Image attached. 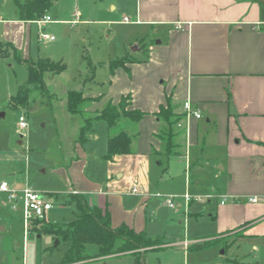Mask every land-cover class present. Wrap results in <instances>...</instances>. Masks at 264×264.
I'll return each mask as SVG.
<instances>
[{
    "label": "crops",
    "instance_id": "0c3cea01",
    "mask_svg": "<svg viewBox=\"0 0 264 264\" xmlns=\"http://www.w3.org/2000/svg\"><path fill=\"white\" fill-rule=\"evenodd\" d=\"M16 8L12 18L0 14V49L11 46L27 58L31 24L39 19L21 20ZM122 11L131 17L123 21L134 27L136 50L146 54H132L134 60L127 67L110 71L106 91L90 94L98 98L83 113L69 112V90H62L61 142L69 134L71 147L64 161L76 156L77 163L87 162L84 145L99 135L93 127L81 145L77 142L80 129L85 118L97 115L108 103L116 104L129 94L131 109L145 114L136 124L123 123L135 135L132 152L107 160L108 136L107 150L99 157L105 163L101 175L96 172L99 178L77 176L68 195L82 194L91 205L109 209L113 226L126 224L159 243L141 249L144 256L168 247L204 252L207 247L190 246L238 231L242 234L237 241L252 244L264 256V0H126ZM11 58L0 56V67ZM63 73L45 74L53 92L54 80ZM187 101L201 113L200 118L188 113ZM161 106H169L181 117L175 130L182 133L173 137L179 145L177 153L163 150L160 134L166 122L157 114ZM4 138L2 129L0 140ZM133 187L139 192H132ZM169 195L174 196L175 207L167 204ZM254 197L259 200L252 201ZM160 204L175 209L163 222L158 218ZM205 222L209 232L198 226ZM178 226L184 229V240L167 236V227ZM26 238L24 228L21 264H26ZM4 250L9 259L0 255V264H18L10 241ZM226 263L250 264L236 256Z\"/></svg>",
    "mask_w": 264,
    "mask_h": 264
},
{
    "label": "rangeland",
    "instance_id": "374dc122",
    "mask_svg": "<svg viewBox=\"0 0 264 264\" xmlns=\"http://www.w3.org/2000/svg\"><path fill=\"white\" fill-rule=\"evenodd\" d=\"M125 2L126 0H56L48 12L54 20L53 23L42 26L37 22L31 24L29 57L23 58L11 46L0 49L5 57H12L0 67V113H4V116H0V131L4 129L7 137L0 140L3 153H0V182L5 179L17 189L33 187L44 193L53 203V208L46 217H34L30 221V231L26 238V264H63L68 242L64 241L61 235L48 231L40 232V225L43 222L65 227L74 221L78 216V209L68 195L69 190L73 188V180L86 174L98 179L96 172L105 165L99 161V157L107 150L109 136L108 124L104 120L94 121L99 139H90L89 143L84 145L88 153L87 162L77 163L76 156L70 159V162L64 161L63 158L71 147L68 146L69 134L61 142L65 121L62 114L60 115V97L62 90H83L85 96L91 98L83 103L82 109L85 110L98 98L89 96L90 94L106 91L105 78L111 71L112 60L125 56L134 59L132 54L137 57L146 54V51L136 50V40L132 39L134 27L123 21L124 16H130L126 11H122V4ZM16 9L15 0H0V14L5 18L14 17ZM40 32L54 36L55 40H44ZM16 57L29 63L46 58L65 63L66 70L63 75L54 80L55 85L57 84L56 92L49 86V92L30 86L27 103L13 106L15 102L9 100L8 87L11 86L12 90L10 96H14L28 79L27 66L24 62L15 60ZM125 109L130 110V105L127 104ZM24 113L28 126L21 129L17 122ZM123 123L119 128L125 127ZM6 150H9L8 154H5ZM19 205H23V202L19 201ZM174 212L175 209L160 204L158 218L163 222ZM207 225L205 222L198 226L207 232ZM24 228L23 211L13 209L7 194L0 191V255L4 260L9 259L8 255L3 253H6L4 248L10 241L14 246L18 264L22 263ZM165 230L169 237H176L177 240L186 238L183 227H167ZM241 234L242 231H238L216 238L214 240L221 243L207 247L204 252L186 253L183 247H168L148 252L144 260L146 264H227V259L236 256L239 260L249 261L250 264H255L256 261L264 264L261 251L254 250L252 244L237 241ZM57 240L59 244L55 246ZM19 243L21 245H18ZM158 245L157 242L153 247ZM87 252L91 256L97 255L98 246L89 244ZM136 252L141 256L144 253L141 249ZM106 263L139 264L137 256L133 254L115 257L106 260ZM78 264L105 263L100 258H94Z\"/></svg>",
    "mask_w": 264,
    "mask_h": 264
},
{
    "label": "trees",
    "instance_id": "16d2710c",
    "mask_svg": "<svg viewBox=\"0 0 264 264\" xmlns=\"http://www.w3.org/2000/svg\"><path fill=\"white\" fill-rule=\"evenodd\" d=\"M55 1L15 0L19 18L24 21L40 19L49 12ZM13 50L16 51L14 47ZM0 56H4L2 50H0ZM18 59L20 60V58ZM133 60L127 56L112 60L110 62L111 71L113 72L119 66L125 67L126 63ZM22 62L27 66L28 79L26 84L20 87L17 94L10 97V100L16 104L14 106L27 103L30 86L49 92L45 80L47 72L59 74L66 70L65 63L54 61L50 58L40 59L36 63ZM90 99V97L85 96L83 90H69L67 94L69 112L73 114L83 113L82 105ZM131 102V95H125L118 104L110 102L97 115L85 118L77 142L84 145L88 141V134L93 131L94 121L104 120L109 128L108 151L105 158L112 160L117 155L131 153L135 135L130 134L124 128H119V125L125 121L136 124L145 114L138 109L126 110L125 106L127 104L131 105ZM157 114L166 122V127L160 134L164 139L163 150L167 154L179 152L177 151L179 145L174 143L173 137L182 133L181 130H175V126L181 119L180 115L174 113L169 106H161ZM70 198L71 202L76 203L78 209L77 218L65 227L60 224H44L42 222L39 229L40 232L48 231L55 235H61L63 240L68 242L69 246L65 253L63 264H78L94 258H100L105 264H108L106 260L127 254L136 255L138 263L145 264L144 255H139L136 250L153 247L157 243L156 241L151 240L143 231L138 232L126 224L113 226L109 209L91 205L82 194L72 193ZM215 243L216 241L213 239L199 241L191 245L190 248L199 250ZM89 244L98 246L99 252L97 255L91 256L88 254L87 246Z\"/></svg>",
    "mask_w": 264,
    "mask_h": 264
},
{
    "label": "built area",
    "instance_id": "2783aa9c",
    "mask_svg": "<svg viewBox=\"0 0 264 264\" xmlns=\"http://www.w3.org/2000/svg\"><path fill=\"white\" fill-rule=\"evenodd\" d=\"M78 15V14H77ZM1 20V17H0ZM124 21L129 22L130 18L128 16L124 17ZM48 22H54L52 17L49 14H45L41 19L38 20L39 24H44ZM74 23L76 21H73ZM41 38L47 41L55 40V37L46 33L40 32L39 33ZM185 109L188 113L194 114L197 118H200L202 115L199 111H194L191 103L189 101L185 102L184 104ZM18 127L21 129H25L28 126L27 119L25 113L19 117L17 122ZM181 125V124H180ZM0 191L7 194V198L12 205L13 209H20L23 211L24 214V226H25V234L30 230V221L32 218H44L46 217L47 213L53 208V203L49 201L48 197L34 189L33 187L27 186L23 189H17L13 185H11L8 181H2L0 183ZM132 192L138 193L139 189L137 187H133ZM187 201H191L192 197L188 194L185 195ZM252 201L256 202L259 198L254 197L251 199ZM19 201L23 202V205H19ZM166 202L170 207H175V198L172 195L166 197Z\"/></svg>",
    "mask_w": 264,
    "mask_h": 264
},
{
    "label": "water",
    "instance_id": "95a60500",
    "mask_svg": "<svg viewBox=\"0 0 264 264\" xmlns=\"http://www.w3.org/2000/svg\"><path fill=\"white\" fill-rule=\"evenodd\" d=\"M0 116H4V113H0ZM59 244V240L56 241L55 246Z\"/></svg>",
    "mask_w": 264,
    "mask_h": 264
}]
</instances>
